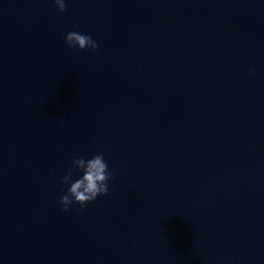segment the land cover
Wrapping results in <instances>:
<instances>
[{"label": "clouds", "instance_id": "1", "mask_svg": "<svg viewBox=\"0 0 264 264\" xmlns=\"http://www.w3.org/2000/svg\"><path fill=\"white\" fill-rule=\"evenodd\" d=\"M53 2L58 12L66 11V0H53ZM64 41L70 49L95 52L99 48L97 41L90 35L77 31L68 32ZM249 71L251 73L254 70L250 69ZM74 172L80 173L78 178L73 179ZM112 179H114L113 174L109 171L103 153L88 159L79 154L74 155L71 168L60 179L61 185L66 186L58 201L62 211L68 212L69 206L74 204L80 205L83 210L97 197L107 195L109 192L108 182Z\"/></svg>", "mask_w": 264, "mask_h": 264}]
</instances>
